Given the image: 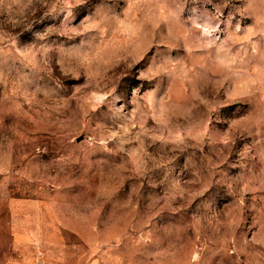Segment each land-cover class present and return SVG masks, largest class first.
Segmentation results:
<instances>
[{
    "label": "rangeland",
    "instance_id": "rangeland-1",
    "mask_svg": "<svg viewBox=\"0 0 264 264\" xmlns=\"http://www.w3.org/2000/svg\"><path fill=\"white\" fill-rule=\"evenodd\" d=\"M0 264H264V0H0Z\"/></svg>",
    "mask_w": 264,
    "mask_h": 264
}]
</instances>
